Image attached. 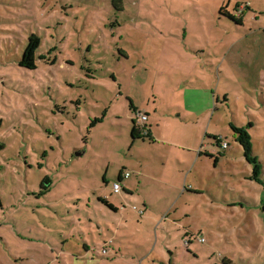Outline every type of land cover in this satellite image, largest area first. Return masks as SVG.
<instances>
[{"label": "rangeland", "instance_id": "1", "mask_svg": "<svg viewBox=\"0 0 264 264\" xmlns=\"http://www.w3.org/2000/svg\"><path fill=\"white\" fill-rule=\"evenodd\" d=\"M116 1L0 0V264H264V0Z\"/></svg>", "mask_w": 264, "mask_h": 264}, {"label": "trees", "instance_id": "2", "mask_svg": "<svg viewBox=\"0 0 264 264\" xmlns=\"http://www.w3.org/2000/svg\"><path fill=\"white\" fill-rule=\"evenodd\" d=\"M116 0H113V4H115ZM117 2V1H116ZM224 6L219 8V12L220 14H223L225 16H227L228 18L234 20L237 24H242V18L241 17H234V15L227 13L225 11ZM40 45V38L36 33H31L29 34V36L27 37V42L26 45L22 51V55L20 60L18 61V65L20 67H24L26 69H35L36 68V58H37V49L39 48ZM249 125H243V126H237L233 123H229V127L232 130V132L235 134V140L243 147V152L246 155V157L251 156V151H252V144H251V136L249 134V132L247 131L248 127L251 126L250 123H248ZM139 131L137 130L136 126H135V121L132 120V126H131V137L133 139L136 138H144V137H150L149 132H147L146 135H141L138 133ZM218 141H216V144H218ZM2 147V145H0V148ZM199 154H202L201 152H199ZM207 156H212V155H208L205 154ZM220 155H214L213 157L215 158V162L217 161L218 157ZM116 179H120V176H116ZM51 181L49 180V178L47 176H45L42 180V182L40 183V187H41V191L38 193V195L40 193H42L43 191L48 190V188L50 187ZM188 191H193L195 192V190H188ZM101 201H103L105 203V205H107L108 208H110L111 210H116V208L111 205L106 199H102L99 198ZM223 263L226 262V259H222ZM172 264V263H170Z\"/></svg>", "mask_w": 264, "mask_h": 264}, {"label": "crops", "instance_id": "3", "mask_svg": "<svg viewBox=\"0 0 264 264\" xmlns=\"http://www.w3.org/2000/svg\"><path fill=\"white\" fill-rule=\"evenodd\" d=\"M197 89V88H196ZM186 94H188V97H186L185 98V104H184V110L185 111H191V112H193V114L194 115H196L197 117H196V119H200V121H202V116H201V118L200 117H198V116H200V114L202 115L204 112H205V110H206V108L205 107H203V106H201V107H199L198 106V103H200L201 104V101L200 102H198L197 104H194L193 102H191V101H189L190 99H192V98H195V97H197L195 94H193L192 92H186ZM205 106H209V104H204ZM217 109V107L215 106V108L213 109V110H216ZM207 110H210L209 108H207ZM141 111H143L146 115H147V119L142 123L147 129H148V132H149V135H150V137H148V138H150V141H152L151 140V137H154L153 135H154V125L155 124H161V122H153V121H149V116H148V112L146 111V110H144V109H141ZM186 115H188L187 113H185ZM212 117H213V113H212V115H211ZM134 121L135 122H137V119H134ZM211 122H196V126H197V124H199L200 125V128H203V124H210ZM229 123H231V122H229ZM228 123V124H229ZM233 124H235V125H237V123H233ZM243 125H245V124H243L242 122L241 123H239L237 126H243ZM135 126H137V124H135ZM137 128V127H136ZM141 135H143V134H141ZM196 144V143H195ZM199 152H201V150H198L197 151V159L198 158H200L201 157V154H199ZM202 153V152H201ZM165 157H166V155H164ZM163 156V157H164ZM177 161H178V163L180 164V166H179V169L180 170H178V173L180 172V171H182V168H181V165L182 164H185V166H184V169H183V171H185V172H187V165H186V163L183 161V159L181 158V159H178L177 158ZM124 172H127V170L125 169V168H122V169H120L119 171H118V174H117V176H120V179H116V181H118L119 182V184H120V186H121V188H120V191H121V193L125 196V197H127V198H130L131 196H133V190L131 189V188H128V190H124L123 189V184H122V180L123 179H127V178H129L130 177V174H129V176L128 177H125L124 176ZM116 181H114V182H116ZM190 188H192V187H190ZM177 189H179L180 191L181 190H186L187 188H186V186H183L182 187V189L180 188V183H179V185L177 186ZM190 190H193V189H190ZM113 191V190H112ZM119 191V192H120ZM114 192V191H113ZM114 193H118V192H114ZM108 201V200H107ZM142 202H141V204H142V207H143V209L145 210L146 209V207H148L149 206V203H150V201H148V199L146 198V197H143L142 198V200H141ZM111 205H113L115 208H116V210H112V211H117L118 210V207H117V205L116 204H114L113 202H111V201H108ZM143 213V211H139V214H142ZM83 249H84V251L85 252H87L88 251V245L87 244H83ZM190 251H191V249H190Z\"/></svg>", "mask_w": 264, "mask_h": 264}, {"label": "built area", "instance_id": "4", "mask_svg": "<svg viewBox=\"0 0 264 264\" xmlns=\"http://www.w3.org/2000/svg\"><path fill=\"white\" fill-rule=\"evenodd\" d=\"M136 116H137V122H142L143 123L147 119V115L143 111H140V110L136 111ZM142 123L137 124L136 127H137V130L140 132V134L146 135L147 132H148V129ZM226 146H227V143L225 141H222V147H226ZM129 174L130 173L128 171L127 172H124V176L125 177H128ZM120 188H121V186H120V184H119L118 181L113 182V184H112V190L114 192H119L120 191ZM201 240H203V239H201ZM106 253H107V249L104 246L101 249L100 254L105 255Z\"/></svg>", "mask_w": 264, "mask_h": 264}]
</instances>
